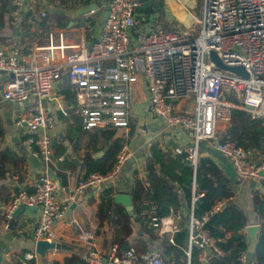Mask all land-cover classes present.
I'll return each instance as SVG.
<instances>
[{
  "label": "built area",
  "instance_id": "built-area-1",
  "mask_svg": "<svg viewBox=\"0 0 264 264\" xmlns=\"http://www.w3.org/2000/svg\"><path fill=\"white\" fill-rule=\"evenodd\" d=\"M35 4L36 0H13L12 14L18 19L25 8L31 12L30 19L45 17L44 10L35 11ZM139 4V0H108V17L98 37L88 47L84 43L68 45L75 48L63 62L55 61L53 49H61L63 45H53L52 34L48 46L29 54H23L15 45H0V74L10 76L1 96L18 108H24L33 98L28 113L17 117L14 123L26 126L24 145L33 156L41 157L43 164L34 191L19 186L10 202L0 206L7 219L21 205L37 209L31 232L34 248L24 252V262L53 264L40 257L35 244L54 242L53 225L66 215L67 205L58 199V181L51 176L55 163L63 161L53 151L56 121L43 105V100L57 101L53 88L62 81L63 74L67 76L83 130L123 128L127 132L135 96L142 89L150 113L163 123L173 143L176 142L173 153L184 155L194 176L201 152L211 149L231 165L238 179H264V155L222 139L233 109L241 108L252 118L264 119V0H202L197 30L190 26L164 28L158 23L133 39ZM211 52L226 66H241L247 76L218 67L210 58ZM58 110L63 108L59 106ZM182 132L186 139L180 138ZM147 155L150 157L151 153ZM131 156L127 142H122L110 170L81 177L73 193L81 194L92 188L101 191L106 182L121 174ZM143 185L149 187L147 183ZM192 188L185 225L186 256L181 264H192L193 246L199 248L197 260L204 264L213 255H223L216 246L218 240L210 235L205 223L226 201L218 202L211 211L196 218L194 202L203 193L195 194L194 182ZM143 204L147 209L141 210L140 217L145 227L159 239L166 238L175 244L174 237L182 228L183 211L170 210L161 216L154 201L144 200ZM229 236L226 233L224 238ZM82 261L169 264L158 248L138 254L133 246L117 243L110 244L106 251L96 248L85 251ZM237 262L248 264L246 252L238 256Z\"/></svg>",
  "mask_w": 264,
  "mask_h": 264
},
{
  "label": "crops",
  "instance_id": "crops-1",
  "mask_svg": "<svg viewBox=\"0 0 264 264\" xmlns=\"http://www.w3.org/2000/svg\"><path fill=\"white\" fill-rule=\"evenodd\" d=\"M99 2L101 0H90L89 4ZM183 4L181 3L179 6L181 18L178 20L180 24L174 23L175 26L173 27L185 28L190 26L193 28L199 17L192 14L191 11L189 12ZM12 5L13 0H0V45H15L23 54H29L38 47L48 46L49 35L52 34V44L55 46L63 45L61 49H53L55 61L63 62L65 56L74 51L75 48L71 49L68 45L84 43L88 47L98 37L101 30L100 19L104 11L102 4L97 9L90 10L93 13L88 14V12L75 17V12L87 5L77 3L75 6H71L70 3L68 4L70 7L67 8L56 0H36L35 11L44 10L46 12L47 17H45L47 19L44 22L42 20L45 17L32 16L30 19L31 12L25 8L22 9L21 16L16 19L12 14ZM141 11L137 9L135 24L138 25L137 21L145 19L146 24L142 31L136 32L134 27L133 39L139 38L148 30V27H154L159 23L157 21L159 11L153 13L145 11L142 13ZM161 13L168 20L167 12L164 10ZM49 14L56 16L51 18ZM59 35L62 37L60 38ZM9 77V75L0 74V151L8 148L18 158L23 157V160L16 164L5 163L6 172L0 177V206H5L10 202L19 186L24 187L28 192L34 191L37 176L43 169L41 157L33 156L24 145L27 133L26 126L14 123L17 117L28 113L34 100L31 98L24 108H18L16 104L5 101L1 92ZM60 85L61 83L53 88V94L57 101L43 100V105L48 108L56 121L53 151L54 156L62 157L63 161L55 163V167L51 170V176L58 181V199L67 205V210L65 217L53 225L54 243L59 244V247L48 249L43 259L53 263L65 264L67 258L71 256L82 258L84 252L89 249L96 248L106 251L110 244H118L113 240V235L115 234L114 230L119 228V225H114L112 219L116 215L115 208L117 206L124 208V206L114 203V196L117 193L129 194L132 197L133 210L136 216H131L133 219L130 221L131 230L127 244L136 249L138 242L145 241V250L136 249L138 254H143L153 248L154 241L147 237L146 231L139 224L140 215L136 211H139L140 206L135 204L132 191H134L137 180L147 183L146 186H149L146 175L149 172L159 175V166L153 160L151 146L157 143L163 154L169 153L176 156L172 151L176 142L173 143L172 136L166 131L163 123L150 113L146 93L141 89L135 96L130 128L124 133L132 153L130 160L123 165L121 174L115 180L106 182L101 191L92 188L76 195L73 193V189L77 181L86 176L89 166H95L99 162L98 160L111 143L105 142L104 135L113 131L115 133L113 139L120 136L116 135L117 130H106L104 133L96 129H82L83 132L74 134L76 126L74 119L67 116L66 119H61L57 115L59 106L62 108L66 106L63 97L58 93ZM70 108L80 119L74 102L71 103ZM129 134L130 136H128ZM186 136L183 132L180 134V138L186 139ZM56 143H60L61 147L64 148L63 153L57 154L54 146ZM147 144L148 149L146 148ZM148 152L151 153L150 157L147 155ZM202 155L210 157L234 182V195L231 197V201L245 212L248 225L250 222H255L251 224H259L258 215L253 209V192L264 193V179H238L231 165L216 151L205 149ZM14 177L17 179L15 180ZM252 181H255L257 185H254ZM175 185L177 186V184ZM240 186L243 191H241ZM106 189L110 190L108 194L104 193ZM107 198L111 200V205L107 210V216H105L104 212H100V206L107 202ZM182 205L184 206L180 209L183 211L184 219L180 222V226L185 228L189 207L183 208L186 206L185 201ZM71 206L73 207L71 208ZM103 207L105 206L103 205ZM36 213L37 209L23 211L12 220V215L10 219H7L3 215L4 211H0V264H30L23 261L22 254L34 248L31 232ZM11 221L13 222L11 223ZM150 233L155 235L153 232ZM106 239L109 240V243L105 242ZM157 244H160L159 240L155 243V245ZM155 245L154 248H157ZM161 248L163 247L161 246ZM163 253L169 264H176L174 262L175 257L169 250L163 249Z\"/></svg>",
  "mask_w": 264,
  "mask_h": 264
},
{
  "label": "trees",
  "instance_id": "trees-1",
  "mask_svg": "<svg viewBox=\"0 0 264 264\" xmlns=\"http://www.w3.org/2000/svg\"><path fill=\"white\" fill-rule=\"evenodd\" d=\"M54 1V0H47ZM64 7L75 6L77 3L88 5L90 0H56ZM157 1V0H156ZM163 6V4H162ZM163 8L158 12L157 21L164 27L169 28L170 24L167 22L166 16L162 14ZM50 15V14H49ZM56 15L51 14L50 17L55 18ZM47 17V16H46ZM43 18V22L47 18ZM42 22V23H43ZM146 19L142 20V26H138L137 31H142ZM136 31V32H137ZM60 89L58 91L64 99L63 110H59L57 115L61 119L72 117L76 122L74 134L83 132L81 128L80 119L72 112L70 108L71 103L74 102V97L70 91V86L66 74L62 75V81L60 82ZM106 132V130H100ZM114 132L109 131L104 135L105 142L110 143L108 149L98 160L99 162L95 166H89L88 175L90 172L99 171L105 173L113 165L114 157L117 154L122 142L127 141V138L121 136L113 139ZM130 136V134L128 135ZM223 140H231L236 145L244 147L246 150L254 151L259 155H264V119L252 118L250 113L243 109H233L230 122L222 133ZM57 154L64 152V148L60 143L54 144ZM153 160L159 166V175L149 172L147 180L149 181V187H145L142 181L137 180L134 191H132L135 204L139 207V213L141 210L147 209V206L143 204L144 200L154 201L157 205L158 214L164 216L168 214L170 209L178 210L185 201L188 208L191 202L192 185L195 184V194L203 193L194 202L193 214L194 217L200 218L203 214L212 210V208L220 201L225 200V204L218 210L208 216V220L205 223V228L209 231L210 235L217 239L216 246L221 250L222 256L213 255L204 264H237L238 256L247 251V243L245 240L244 228L248 225V220L245 212L237 207L232 201L231 197L234 195V187L232 180L226 176L221 167H219L210 157L199 156L197 169L195 176L193 175L192 167L185 160L184 155L172 156L169 153L163 154L162 150L158 147V144L151 146ZM165 156V158H164ZM23 160V157L18 158L17 155L10 149L6 148L0 151V177L5 174V163L10 162L16 164ZM194 177V179H193ZM177 184V186L175 185ZM110 190L106 189L105 194H108ZM103 205L105 207H103ZM111 200L107 198V202L100 206V212H104L107 216V210L110 208ZM253 209L257 213L259 218L260 232L258 243L253 255V259L248 264H264V193L253 192ZM116 215L113 216L112 222L114 225H119V228L114 230L113 240L118 242L120 246H132L127 244V239L130 233V221L133 219L124 208L117 206L115 208ZM141 216V215H140ZM139 217V216H138ZM139 224L146 231L147 237L151 241L160 244L155 245L158 249L163 251L167 249L175 257V263L181 264L185 260L186 239L187 230L182 227L181 230L175 235V244L169 243L166 238L159 239L156 235L151 234V230L147 229L142 223L141 217H139ZM226 233H230L228 239L224 238ZM156 241V242H155ZM154 245H152L154 247ZM161 246L163 248H161ZM145 241H140L136 245L137 250H145ZM199 248L193 246L191 249L192 264H202L197 260V254ZM24 253V252H23ZM23 256V254H22ZM28 263V262H27ZM58 264V263H53ZM65 264H83L82 258L78 256H71L65 260Z\"/></svg>",
  "mask_w": 264,
  "mask_h": 264
},
{
  "label": "water",
  "instance_id": "water-1",
  "mask_svg": "<svg viewBox=\"0 0 264 264\" xmlns=\"http://www.w3.org/2000/svg\"><path fill=\"white\" fill-rule=\"evenodd\" d=\"M108 2V0H101V2L99 3H90L87 6L83 7L82 9H79L75 12V17L82 15V14H86L88 13L90 10H95L98 8V6L100 4L104 5V11L103 14L101 16L100 19V25L101 28L104 26L105 21L108 17V10L109 7L108 5H106V3ZM139 10L145 11L147 13H153L155 11H160L161 10V3L160 1H156V0H139ZM210 58L211 60H213L216 65L224 70H228L231 71L237 75L246 77L247 74L244 71V69L241 66H226L224 64H222V62L216 57L214 52L210 53ZM126 131L123 128H120L117 130L116 135L117 136H122L124 135ZM114 203L116 204H121L122 206H124V208L126 209L127 213L132 216L135 217L136 214L134 213L133 210V205H132V197L129 194H123V193H117L114 196ZM73 206H71L72 208ZM36 209L34 206H26V205H21L19 206L12 214V220L15 219L17 217V215L23 211H27V210H34ZM13 221H11L12 223ZM244 232H245V240L247 243V251H246V257L248 262H251L253 259V255L258 243V238H259V232H260V225L259 224H250L245 226L244 228ZM59 244H56L54 242H47V241H37L35 244V250L36 252L40 255V257H44L45 256V252L48 249H52V248H58Z\"/></svg>",
  "mask_w": 264,
  "mask_h": 264
},
{
  "label": "rangeland",
  "instance_id": "rangeland-1",
  "mask_svg": "<svg viewBox=\"0 0 264 264\" xmlns=\"http://www.w3.org/2000/svg\"><path fill=\"white\" fill-rule=\"evenodd\" d=\"M158 1H160V3H161V8H163L162 11L165 10L167 12L166 13L168 15L167 22L170 24V27L175 26L174 23L180 24L178 18H181V13L179 12V8H180L179 6L181 5V3L182 4L184 3L183 4V5H185L184 7L186 9H188L189 12L191 11L192 14H195L198 17H200V15H201L202 0H158ZM162 4H163V6H162ZM141 12L144 13L143 11H141ZM137 23H138L139 27L142 26V20H140L139 22L137 21ZM138 26H135V31L138 30ZM193 28L195 30H197L199 28V25L196 23L193 26ZM227 126L228 125H226L225 127L227 128ZM252 182L254 183V185H257V183L255 181H252ZM240 189H241V191H243L241 186H240ZM252 191H254V190H252ZM250 221H254V220H250ZM251 223H255V222H250V224ZM105 242L109 243V240L106 239Z\"/></svg>",
  "mask_w": 264,
  "mask_h": 264
}]
</instances>
